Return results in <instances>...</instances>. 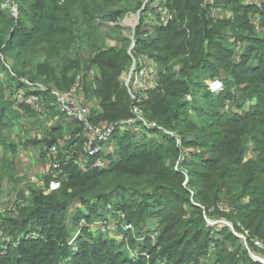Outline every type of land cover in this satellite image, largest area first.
<instances>
[{"label":"trees","instance_id":"trees-1","mask_svg":"<svg viewBox=\"0 0 264 264\" xmlns=\"http://www.w3.org/2000/svg\"><path fill=\"white\" fill-rule=\"evenodd\" d=\"M144 1L137 0L130 7L132 0H16L19 18L0 4V133L13 123L14 101L7 98L12 89L5 87L1 73L9 74L7 81H15L19 89L23 84L12 71L21 74V68L32 66L33 76L44 77L68 92L78 73L85 83L94 70L97 76L91 86L84 85L87 101L82 102L89 109L92 125L114 127L101 144H116L113 152L108 151L110 163L105 167H82L77 161L81 153H88L84 148L87 136L81 123L67 120L75 125L64 142L73 156H63V160L59 152L67 177L58 189L49 194L36 192L27 205H18L16 213L0 222L7 235L22 237L35 230L44 237L9 247L0 256V264H156L159 257L172 264H261L239 246L230 249L228 243H244L236 234L242 232L240 224L250 233L248 242L254 245L253 239H259L264 243V9L260 10L263 32L259 34L251 22L258 9L246 0H213L235 13L231 21L213 18L210 8L203 5L207 0H164L162 14L166 10L173 18L161 19L158 14L161 22L151 34L139 22L132 54L130 40L121 46L105 43L89 57L75 51L88 31L95 39L93 45H98L104 18L116 21L130 10H140ZM241 37L248 45L238 58L236 39ZM30 47L44 59L29 56ZM138 54H147L160 65L175 60L180 66L177 71L168 67L157 87L149 89L138 103L143 116L160 127L151 129L139 121L142 138L131 132L119 134L128 128L121 123L135 117L136 105L122 75ZM214 79L225 82V91L210 92L208 81ZM234 87L240 108L256 102L243 113L226 109L225 101L233 97ZM35 93L45 100L51 94L43 89ZM92 100L97 106L90 108ZM21 107L31 112L27 105ZM53 127L51 134L64 130L61 122ZM46 142L52 145L61 139L51 137ZM251 144L257 154L248 158ZM185 149L190 153L184 154ZM116 197L120 201H111ZM223 200L230 202L229 212L218 208ZM109 203L129 211L128 220L136 225V233H126L129 243L97 237L88 228L74 240L82 216L92 221L100 206ZM73 207L75 228L70 224ZM209 215H220L234 229L226 224L210 225ZM157 217L161 226L158 244L148 240L140 245L152 259L134 260L129 250L135 249L136 238Z\"/></svg>","mask_w":264,"mask_h":264},{"label":"rangeland","instance_id":"rangeland-1","mask_svg":"<svg viewBox=\"0 0 264 264\" xmlns=\"http://www.w3.org/2000/svg\"><path fill=\"white\" fill-rule=\"evenodd\" d=\"M10 1L11 0H0L1 8L2 9L10 8L12 11V15L15 18H19L20 7L16 3V0H12V3ZM136 2L137 0H132L130 7H134ZM149 2H151V4L148 11L144 14L141 12L140 18L138 13L143 8L144 5L140 10L137 11L130 10L129 12L125 13L122 17L117 18L116 21H113L112 18L107 16L102 20V23L99 26L100 38L98 45L97 46L93 45L95 39L92 38V33L88 31L87 35L85 36L86 40L82 42L79 46H77L75 51L76 52L80 51V55L82 54L83 57H89L93 52H95L98 49V47L103 46L105 43L108 46H121L127 43L128 40H130L132 44L129 47V51L132 54L133 49L135 48L134 42L136 43L135 36H136V29L138 27V23L143 22L144 25L142 29L146 31L147 34H151L154 33L153 26L158 25L159 22H161L159 21L160 17H158V14H160L161 19L162 17L165 16L166 19H168V16L170 14L169 12H166V10L162 14V11H164L163 8L165 4L164 0H148V2L147 0H145L144 4H147ZM256 8L258 9L256 12L257 14L260 13V10L264 9V6L256 7ZM222 9L224 11L222 12L221 19H227L230 21L236 19L235 13H234V18L231 15V9L229 8L226 9L222 8ZM252 18H251V22H252ZM98 22H100V20H98ZM227 32L231 33L232 29L228 27ZM28 55L29 56L39 55L42 56L41 57L42 59H44L42 53L39 50L35 49L34 47H30L28 49ZM12 60L9 63V67H11V65L13 64L14 60L13 61ZM176 64L177 62H175L174 60L170 62L168 65H160V64L159 65L161 71H167L168 67L170 66H173V70L177 71L178 69H180V66ZM174 65H176L175 68ZM19 71L21 72V74L12 71V76L16 77L17 80H19L23 84V87L19 89H17L18 85L15 81L9 80L10 79L9 74L7 75L5 73H1V77L6 80L5 87L9 86L10 87L9 89H12L10 93L7 92V98L12 99L14 101L12 105L13 114L11 116L13 123L10 127H6L3 130H1L0 133V184H1L0 222L5 221L8 217H10V215L16 213L18 210V205H22V206L27 205L31 201L33 194H35L36 192L44 191L45 194H49L55 190V189L53 190L49 189L50 173H51L52 165L54 164L55 160L53 154H51V152L48 151L50 145L46 141H50L51 137L52 138L58 137L59 139H61V142H57L54 145H56V147L62 153V158L63 156H65V159L67 157L71 158L73 156L72 152L69 150L68 142L66 141V144L64 142L71 136L70 134L71 126L75 127L73 122L67 120H74V119L66 117L63 114L61 108L59 107L60 97L53 93L54 92L53 90L55 89L59 91H65V90H61L53 82H48L44 77L33 76V74L31 73V71H34L32 66L21 68ZM130 71H131V66L129 70L124 73L123 81H125L124 80L125 77H127L130 74ZM88 76L89 77H87L86 80H84L85 83L83 82V87H80L79 89L78 97L81 101H87L84 85H87L88 87L91 86V84L94 82L95 77L97 76V71L92 70L90 73H88ZM8 77L9 79L7 81ZM155 85L156 82L153 84V86L155 87ZM38 89L50 90L51 94L48 96L49 99L45 100L42 97L37 98L36 96L38 94L35 93V90ZM232 93H233V97L226 99L225 101L226 109L230 111L243 113L248 109V107L250 108V105L256 103L255 101L246 102L243 105V107L240 108L239 107L240 102L238 100L239 92L237 91L236 87L232 89ZM191 97H192L191 95H188L187 99H191ZM145 98L146 96L143 99ZM199 98H200L199 101L202 102L203 93H200ZM79 99H78V101L80 102L79 105H83V102H81ZM228 100L231 101V103H227ZM21 104L27 105L31 112H26L25 110H23ZM88 105L90 106V108H92L93 106L94 107L97 106L94 100L90 101ZM232 106H235V108L232 109ZM144 118L145 117H142V120ZM56 122H61V125L63 124L64 126V130L63 132L62 131H60L59 133L52 132L51 134L50 129L54 128L53 126L55 125ZM144 122L147 126L150 125L147 118L144 119ZM127 132L136 134L138 138H142V134H144V130L138 122H136V124L134 125H129L127 129H123L119 131V134L124 135ZM148 135L153 136L154 140L155 138H157L152 133H149ZM85 139L86 140L84 142L85 143L84 148L89 153L91 147L97 145L98 141L97 143H93L95 139H90V138H85ZM108 143L110 142L108 141L104 144H101V149H102L101 154L96 156H91L90 159L87 158L88 153L87 155H85L84 152L81 153L80 159L82 161L79 164L82 165V167H85L87 166L86 163L88 159L89 162L96 163L97 161L101 162L102 158H106V161L103 162L104 164L100 165L97 168L105 167L108 163H110V160L107 158L108 151L113 152L116 148V144H113L112 146H108ZM72 145L73 147H75L74 143ZM253 148L254 145L251 144V148H249L248 158L256 156L257 153L253 151ZM184 151H185L184 154H188L190 153L191 150L185 149ZM111 201L118 202L120 201V198L116 197ZM220 203L230 205V202H228L227 200H223ZM117 206L118 205H114L111 203L107 205L102 204L96 216H94V218L91 219L92 221H89L85 219L84 216H82L76 234L73 239L75 240L76 237L82 233V230L84 228H88L89 231L93 232L94 235L97 237L112 238L117 241L128 242L127 238H123L124 236L126 237V233L128 232H125L124 228L116 225V223L120 222L119 218L122 216V214L125 216V220H128L129 211L127 209L124 210L122 208H118ZM75 213H76V208L73 207L70 214V224L74 228L75 225L73 218L75 216ZM85 214H89V212L85 211ZM207 218H208L207 219L208 223L212 226L226 224L227 223L226 221H228L227 219L221 217L220 215H215V216L209 215V217ZM159 221L160 219L158 217L155 220H153L151 222L153 227H156V223ZM133 227L136 230L135 223H133ZM156 229H159V232H161V226L159 224H158V228ZM28 232L29 233L24 234L21 238H19V236L15 237L14 233H10L9 235H6L5 233L3 234L0 232V256L6 255L9 251L8 248L11 246H19L25 240L28 239H39L44 237L43 235L36 233L35 230H30ZM142 244H138L136 245L135 249L129 250L131 257L134 260H138L142 258L141 251L140 253L136 252L137 250L141 249L142 246L140 245ZM228 246L230 247V249H235L237 246H239L241 247L242 252L248 256L250 255V252H253L256 255L264 257V250H261L258 247L254 246L251 241H249L247 244L245 243L242 244L239 242L237 245L228 243ZM141 250L147 251L148 249L145 248ZM249 257L252 258V260H254L251 255ZM161 260L162 263L172 264V262L167 258H165L164 260L160 259V261Z\"/></svg>","mask_w":264,"mask_h":264},{"label":"built area","instance_id":"built-area-1","mask_svg":"<svg viewBox=\"0 0 264 264\" xmlns=\"http://www.w3.org/2000/svg\"><path fill=\"white\" fill-rule=\"evenodd\" d=\"M246 3L256 6V7H263L264 6V0H246ZM205 7L208 6L210 8V14L213 18H221L222 12L224 11L222 7L217 6L213 0H207L205 4H203ZM231 15L234 18V13L231 11ZM173 15L169 14L168 19H172ZM235 20V19H233ZM252 24L254 30L261 34L263 32V26H262V16L260 13H257L253 16L252 18ZM236 44H237V57L239 58L241 53L243 52L244 48L248 45V41L245 37H241L239 39H236ZM135 45V42H134ZM135 47V46H134ZM166 71H161L160 65L157 63L155 59L152 57L148 56L147 54H138L133 57L132 65H131V71L130 74L125 77V81H123L124 74L122 75V81L127 87L132 101L135 103L134 107V114L135 117L131 118L127 121H123L121 124L126 125L129 127V125H134L136 122L142 121L143 111L140 110L138 103L142 101V99L146 96V94L149 92V89L154 88L153 84L156 82L155 87H157L158 80L161 77L162 74H164ZM209 90L211 93L217 95L220 94L225 90V82L221 79H214L212 81H209ZM80 87H83V76L81 73H78L75 79V82L72 86V88L68 92L64 91H59L57 89L53 90L54 94L59 96V107L61 108L63 114L66 117L72 118L79 123H81L84 127L85 133L87 138L90 139H95L93 143H97V145H94L91 147L87 158L90 159L91 156H96L101 154V142L107 140L112 132L114 127H110L106 125L105 127H96L91 124L90 119H89V109L88 107L83 104L79 105L80 102L78 101L79 97V89ZM39 98V96H36ZM80 100V99H79ZM81 101V100H80ZM82 102V101H81ZM227 103H231V101H227ZM235 108V106H232V109ZM38 110V109H37ZM145 119V118H144ZM143 119V120H144ZM150 123V122H149ZM149 128H160L157 126V124H152L150 123ZM167 133H171L167 131ZM175 135L174 133H171ZM179 140H181V137L176 135ZM48 151L53 154L54 157V164L52 165L51 173H50V182H49V189H58L61 185V182L63 179L67 177V170L66 168L62 165V161L60 160V154H59V149L56 147V145L52 144L48 148ZM59 151V152H58ZM89 159L87 161V166L92 164L94 167H99L100 165H103V160L101 162L97 161L96 163L89 162ZM82 160L77 161L79 164ZM80 165V164H79ZM82 166V165H81ZM85 166V167H87ZM218 208L222 211H230V206L227 204H219ZM213 210V209H211ZM122 214V213H119ZM120 222L116 223V225L124 228L125 232H134L135 229L133 227V223L125 220V216L122 214V216L119 218ZM155 220V219H154ZM227 225L230 226L232 229H234L233 224L230 221H226ZM159 222L156 223V227H153L152 223L149 225V227L146 229L145 232L142 233L140 237H137V245L142 244L146 241H151L152 245L156 246L158 244L157 238L160 235L159 229L158 228ZM240 227L242 229L241 233L236 232V234L243 239V242L245 244L248 243V237L250 236L249 231L246 229L245 226L240 224ZM1 233L3 232L2 229H0ZM6 234V233H5ZM7 235V234H6ZM19 238H21L19 236ZM123 238H126L125 236ZM254 241V246L258 247L261 250H264V243L259 240V239H253ZM136 248V246H135ZM141 251V256L144 258L146 261H150L152 259L151 253L147 251H142L137 250L136 252L140 253ZM250 255L253 258H257L263 262L264 264V257H261L259 255H256L253 252H250ZM160 259H165L159 257L158 263L157 264H167V263H162V260Z\"/></svg>","mask_w":264,"mask_h":264},{"label":"water","instance_id":"water-1","mask_svg":"<svg viewBox=\"0 0 264 264\" xmlns=\"http://www.w3.org/2000/svg\"><path fill=\"white\" fill-rule=\"evenodd\" d=\"M147 2H148V0H147ZM145 7H146V4H144V6H143V8L139 11V13H138V15H139V18H140V14H141V12L145 9ZM139 24V23H138ZM255 261H260L259 259H257V258H253ZM261 262H263V261H261Z\"/></svg>","mask_w":264,"mask_h":264}]
</instances>
